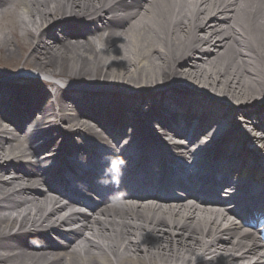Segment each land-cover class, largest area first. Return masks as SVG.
Instances as JSON below:
<instances>
[{
    "label": "bare ground",
    "instance_id": "6f19581e",
    "mask_svg": "<svg viewBox=\"0 0 264 264\" xmlns=\"http://www.w3.org/2000/svg\"><path fill=\"white\" fill-rule=\"evenodd\" d=\"M0 50L45 77L0 80V264H264V241L227 214L242 205L200 201L221 172L264 173V0H0ZM173 134L190 151L153 150H179ZM95 165L114 206L60 191ZM173 186L189 203L133 205Z\"/></svg>",
    "mask_w": 264,
    "mask_h": 264
},
{
    "label": "rangeland",
    "instance_id": "374dc122",
    "mask_svg": "<svg viewBox=\"0 0 264 264\" xmlns=\"http://www.w3.org/2000/svg\"><path fill=\"white\" fill-rule=\"evenodd\" d=\"M54 33H56L57 34V32L56 31H54ZM20 51H19V49H18V53H19ZM18 53L16 54V57L14 58V59H11L12 60V62L14 61V60H16L17 61V63H16V65L15 66H12V65H6V66H1V64H0V66H1V68H0V71L1 70H4V71H15V70H19V68L20 67H23V63H24V60H25V57H21V59H17V56H18ZM3 56H5V53H4V51L2 50H0V61H1V56L2 55ZM10 62V61H9ZM13 63H15V62H13ZM4 71H1L0 73H2V72H4ZM42 83L43 82H41V84L40 85H42ZM44 86H46V87H49V86H47V84H43ZM199 90V89H198ZM69 110H71V108L69 109ZM51 135H53V134H51ZM51 135H49V136H51Z\"/></svg>",
    "mask_w": 264,
    "mask_h": 264
},
{
    "label": "clouds",
    "instance_id": "9594fccd",
    "mask_svg": "<svg viewBox=\"0 0 264 264\" xmlns=\"http://www.w3.org/2000/svg\"><path fill=\"white\" fill-rule=\"evenodd\" d=\"M121 163H123V162L121 161ZM113 168L115 169L116 168V165H113Z\"/></svg>",
    "mask_w": 264,
    "mask_h": 264
}]
</instances>
